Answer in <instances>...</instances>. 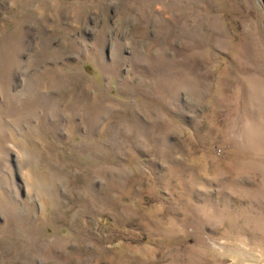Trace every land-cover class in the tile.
Returning <instances> with one entry per match:
<instances>
[{
    "label": "rangeland",
    "instance_id": "rangeland-1",
    "mask_svg": "<svg viewBox=\"0 0 264 264\" xmlns=\"http://www.w3.org/2000/svg\"><path fill=\"white\" fill-rule=\"evenodd\" d=\"M0 264H264V0H0Z\"/></svg>",
    "mask_w": 264,
    "mask_h": 264
}]
</instances>
